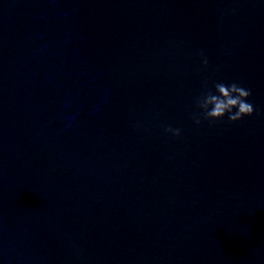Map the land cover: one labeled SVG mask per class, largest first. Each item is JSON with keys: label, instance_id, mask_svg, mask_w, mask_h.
<instances>
[{"label": "water", "instance_id": "1", "mask_svg": "<svg viewBox=\"0 0 264 264\" xmlns=\"http://www.w3.org/2000/svg\"><path fill=\"white\" fill-rule=\"evenodd\" d=\"M0 264H264V0H0Z\"/></svg>", "mask_w": 264, "mask_h": 264}, {"label": "clouds", "instance_id": "2", "mask_svg": "<svg viewBox=\"0 0 264 264\" xmlns=\"http://www.w3.org/2000/svg\"><path fill=\"white\" fill-rule=\"evenodd\" d=\"M203 64L207 67V58L203 59ZM204 86L206 91L197 98L196 102L200 111L193 114L192 117L197 125L201 123V119L208 121L220 120L227 115L228 120L235 123L246 116L253 115L254 107L248 102L249 97L252 95L250 89H246L236 82L231 84L216 82L213 84L214 93L211 89H208L207 82ZM164 130L176 137L181 134L179 128L173 129L171 126L165 127Z\"/></svg>", "mask_w": 264, "mask_h": 264}]
</instances>
